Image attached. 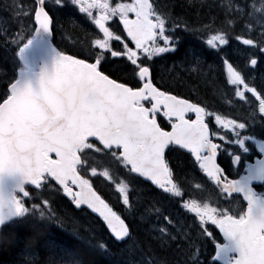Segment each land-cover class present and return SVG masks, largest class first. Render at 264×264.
Wrapping results in <instances>:
<instances>
[{
	"label": "snow or ice",
	"instance_id": "1",
	"mask_svg": "<svg viewBox=\"0 0 264 264\" xmlns=\"http://www.w3.org/2000/svg\"><path fill=\"white\" fill-rule=\"evenodd\" d=\"M53 3L61 7L68 3L77 6L79 12L86 13L93 20L103 38L91 42L92 50L88 55L94 62L66 55L54 47L51 69L44 68L33 81L28 78L26 68H19L18 77L9 85L6 98L0 103V225L21 218L32 224L35 230L37 224L51 221L53 217L45 211L49 203L47 199L43 200V207L37 203L27 207L24 200L42 198L44 191L41 190H50V182L54 181L77 208L86 206L98 215L117 242L131 239L135 219L126 220L134 218L137 211L129 191V183L135 177L129 182L116 183V192L125 207L120 212L114 210L93 186L92 180L86 178L90 170L92 177L112 179L108 168L98 172V167L93 166L94 158L89 160L92 151L122 164L130 173L161 190V193H153L146 188L145 197L149 202L161 204L154 209L157 220L171 225V213L164 214L168 209L161 199L167 198L163 194L181 197L182 191L166 153L187 149L221 193L228 197L241 194L247 203L246 210L239 212L202 204L194 199L184 203L183 207L199 218L202 234L213 239L215 254L211 258L212 264L225 255L228 256L227 264H264V194L257 193L251 186L254 179L264 180V160L257 161L258 175L229 180L217 163L221 145L212 138L218 136L224 141L225 136L210 133L205 119L213 113L199 103L162 90L155 82L153 58L177 51L175 29L180 28V24L173 20L170 12L163 10L157 0H131L114 6L109 0H53ZM36 4L34 34L22 46L23 36L20 41H13L18 46L16 55L21 61L41 32L52 36L53 20L46 11V0H36ZM93 10H96V16H93ZM259 11V19L264 20V5ZM116 16L123 26L124 37L106 26V22ZM170 24L174 28H170ZM183 30H189L188 26L185 25ZM236 39L250 49H258L253 55L264 53V47L253 38L237 36ZM113 41L119 42L122 49L114 50ZM129 42L133 46H129ZM260 44H264V40ZM207 45L226 52V48L220 46H230V42L226 33L217 32L207 40ZM189 55L194 64L192 71L198 72L200 61L196 52L186 51L185 57ZM120 58H126L133 66L131 71L138 86L118 82L101 70L102 66L111 64L114 66L111 70L122 71V68L115 67ZM229 59L231 57L223 60V71L227 83L236 86L235 96L245 100V93H251L259 102V112L264 114V87L258 91L250 86L245 68L234 66L236 62H229ZM260 62L264 63V55H261ZM250 64L255 68L258 60L253 58ZM70 85H83L91 94L78 110L65 113L59 105V96ZM189 114H194L195 119L189 118ZM160 115L166 118L170 131L158 123ZM124 121L132 122L134 130L120 131L119 126ZM215 123L231 133L234 137L231 144L248 151L247 143L253 137L242 135L246 123L220 115L215 116ZM90 138L102 147L90 142ZM261 150L264 151V145ZM239 161L240 155H234L232 163L238 164ZM8 179L13 183L6 191L5 181ZM29 185L36 190L35 197L28 191ZM209 223L218 230L222 241L205 226ZM157 231V239L162 245L177 240L167 227L160 226ZM98 250L107 251L104 245ZM191 259L193 264H200L198 255L192 254ZM71 264H85V261L73 256ZM142 264L171 262L149 258Z\"/></svg>",
	"mask_w": 264,
	"mask_h": 264
},
{
	"label": "flooded vegetation",
	"instance_id": "2",
	"mask_svg": "<svg viewBox=\"0 0 264 264\" xmlns=\"http://www.w3.org/2000/svg\"><path fill=\"white\" fill-rule=\"evenodd\" d=\"M128 2H131V0H128ZM58 7L59 9L55 11L56 28L53 31V41L58 42L59 45H62L63 50L72 53L74 56L88 59L89 62H94L93 58L88 55L89 51L92 50L91 42L96 38H103V34L99 32L93 20L89 18L86 13L77 12L74 8L67 9L66 6ZM96 14V10H93V16H96ZM62 16L68 17L65 20H61L60 17ZM75 23L81 26L79 31L72 27ZM119 25L118 16L106 22V26L110 27V30L122 36L124 33ZM178 39H176L177 51L175 53L163 54L162 56L153 58L155 62L152 68L155 82L162 90H169L172 94L180 95L181 98L189 99L193 103H199L202 107H205L209 112L213 113V115L206 116L205 118L206 122L209 124L210 133H218V135L225 136L224 141H220L218 136L212 137L213 142L221 145L218 151L217 161L224 170V175L227 176L229 180L242 179L246 175L247 167L260 160L262 157L255 143V138L257 137L254 134L253 124L241 120L237 114H235L239 108L238 102L250 104L252 99L247 94H245V100L236 97V86L227 83V75L223 71V60L227 58H206L204 53L208 45H180L181 37ZM112 44L121 45L117 41H113ZM129 45H131L130 42ZM186 51L189 53L192 51L196 52L200 61V70L198 72L192 71L194 67V64L191 62L192 57L189 55L186 58ZM234 53L236 54L237 52L234 51ZM254 58L258 60L257 68L259 71L261 70V77L264 78V65L260 64L261 62L258 54L254 55ZM109 59L111 60V58ZM120 62H122L121 58ZM235 62H237V59H235ZM119 65L120 64H118V66ZM118 66L115 65V67ZM113 67V65L109 64L108 66H102L101 69L105 71L106 68L113 69ZM122 69L125 71V67H122ZM245 69L248 70L247 68ZM189 72L195 74L200 73L205 85L209 89H198L194 86L190 90L180 91L175 87H168L169 83L179 82L181 77ZM205 97L213 98V100H204L203 98ZM228 114H231V116ZM216 115H220L225 119H235L238 122L246 123V129L241 130L242 135L253 137V139L247 143V152L240 150L237 146L230 143V140L234 139V137L231 133H228L227 130L215 123ZM189 118L195 119L194 114H189ZM157 120L161 126L165 127V130H171L166 118L162 115L158 116ZM262 140H264V138H262ZM166 155L169 157L170 167L173 168L174 178L181 187L182 195L181 197H171L169 194H163V197L167 198H162L161 202L164 207L168 209L164 214L169 215V213H171L170 218L173 219V224L169 225L167 221H162V223L156 225L154 236L157 238L159 236L157 229L160 226H164L167 227L173 235L177 236V240L169 241V244L162 245L161 241L158 239V246L159 248L166 249L165 252H168L167 256L170 262L173 258L182 256L183 262L181 264H193L191 255L195 254L199 256L200 264H212L211 258L215 254L213 239L202 234L199 218L196 217L194 213L188 212L187 209L183 207L184 203L194 199L202 204L208 203L213 207H227L235 209L237 212L246 210L247 203L243 200L241 194H233L232 197H228L226 193H221L214 182L210 181L205 173L197 166V162H194L195 159L192 154L178 149L166 153ZM234 155H240L238 164L232 163ZM186 161L189 164L190 161L195 163L192 166L193 169L187 168L185 164ZM138 185L142 187L141 190H143L144 194L132 193V189L129 187L130 200L131 202H135V206L137 207L135 217L143 218L147 212V206L152 207L150 214L153 213V208L161 207L160 203H156L155 201L149 202L147 200L145 197L146 188L153 193H161V190L147 182L144 183L141 179L138 180ZM251 186L257 193L264 194V182L252 183ZM120 201V209L122 211L125 206H123L121 199ZM205 226L209 231L213 232L217 240L222 241V237H220L218 230L215 229L213 225L209 223ZM223 257L228 261V256L225 255L216 260L214 264H223L221 260Z\"/></svg>",
	"mask_w": 264,
	"mask_h": 264
},
{
	"label": "trees",
	"instance_id": "3",
	"mask_svg": "<svg viewBox=\"0 0 264 264\" xmlns=\"http://www.w3.org/2000/svg\"><path fill=\"white\" fill-rule=\"evenodd\" d=\"M2 1L6 6L0 4V16L3 18L6 27H9V31H0V103L8 94V85L16 78L19 68H22L16 55L18 46L13 41H20L21 36H23L21 46L27 41L34 29L30 24L27 29H21V12L28 8L22 3V0H11L8 3L6 0ZM30 1L28 0V3ZM157 2L164 11L171 13L173 20L179 24L181 21L187 24L189 34L181 37V39H186L184 45H187V42L189 45H201L202 39L194 34L202 30L206 36H209L211 31H215V29H210L216 27H221L223 33L227 34L230 45H243L236 39L237 36L243 38L259 37V40H264V33L258 34L261 29L259 26L261 13L260 8H258L260 0H157ZM183 27L184 24H180V28L177 30L182 32ZM218 52L221 51L218 50ZM106 71L112 77L131 85H134L132 80L137 81L129 70L126 73L110 69H106ZM197 88L209 89L203 80L199 82ZM238 114L243 115L248 120L249 115L245 112L241 114L238 109ZM257 118L263 123L264 128V115ZM93 158L95 160L93 166L98 167V172L103 171L104 168H109L112 179L109 180L102 176L92 177L90 170L87 172L86 178L91 179L94 187L104 198L110 201L108 189L115 186L120 180L119 175L115 174L113 169L120 167V164L111 161L109 157H104L102 153H95L94 151L89 154V160L92 161ZM194 164L193 161H190L189 168L193 169ZM121 176L129 177L128 180L133 178L126 171H123ZM41 191H44V196L26 199V206L31 207L33 203L41 204L44 199H51V204H55V206L51 211H45L53 219L39 223L38 230H34L32 224L26 223L21 218H16L5 224V231L14 234V239L9 246L0 247V264H71L69 259L65 260L66 255L79 256L85 261V264H95L97 257L100 261L98 264H132V257L129 253L133 252V249L123 250L121 245L111 239L98 218L85 209H75L72 202L63 195L53 181L50 182V190ZM30 192L33 197L36 196L35 189H31ZM143 232L144 236L141 241L143 246L148 248V245H151L149 249H153L155 252L162 250L158 246V240L154 242L147 235L146 229H143ZM101 236L107 238L105 240L106 252L98 250L99 246L103 244L96 245L90 242V239H98ZM158 252L161 253L162 251ZM60 255L64 257H60Z\"/></svg>",
	"mask_w": 264,
	"mask_h": 264
},
{
	"label": "bare ground",
	"instance_id": "4",
	"mask_svg": "<svg viewBox=\"0 0 264 264\" xmlns=\"http://www.w3.org/2000/svg\"><path fill=\"white\" fill-rule=\"evenodd\" d=\"M11 0H6V2H10ZM192 1V0H191ZM22 3L26 6L25 3H27V5H29L28 3V0H22ZM193 3V2H191ZM0 4H2L3 6H6L5 3L1 0ZM189 4V3H188ZM201 4V3H200ZM194 5V4H193ZM195 6V5H194ZM237 8V6H235ZM240 7V6H239ZM193 8V7H192ZM238 11V9H235ZM200 11V9H199ZM188 15V14H187ZM68 16H62L60 17L61 20H65ZM189 17V16H188ZM73 28H75L76 30H80L81 26L78 24V23H75L72 25ZM9 27H4L2 28L1 25H0V31H6L8 32ZM216 28H220L222 29L221 27H216ZM213 29V28H212ZM224 29V28H223ZM211 30V29H210ZM209 30V31H210ZM5 32V33H6ZM186 39H181L180 41V45H184V43L186 42L185 41ZM187 45H189V43L187 42ZM202 52V51H201ZM203 80L202 79V76L200 73H192V72H189V73H186L185 75H183L181 77V80L179 82H171L168 84V87L169 88H176L177 90H180V91H187V90H190L194 87V84H196V87L197 85L199 86V82ZM204 100H207V101H212L213 98H210V97H205L203 98ZM187 168H189V164L188 162L186 161L185 162ZM129 187L130 189H132L133 192H135L136 194H144L143 190H141V186H139L136 182H131L129 183ZM105 189H107L106 186H104ZM49 201L48 205L45 207V210H48V211H51V209L55 206V204H51V199H47ZM55 202V200H54ZM57 205V204H56ZM41 206L43 207V201L41 202ZM157 206V205H156ZM56 208V207H55ZM152 207H148L147 206V212L145 213V215L142 217H138L136 220H135V223L133 224V235H132V238L131 239H127L125 242L123 243H119L117 242L110 234L109 236L111 237V239L115 242V243H118L119 245H121V248L123 250L125 249H133V252H130L129 254L131 255L132 257V264H142V261L144 260V258H155L158 262L159 260L162 261V260H167V261H170V259L168 258L167 254L168 252L166 251L165 252V248H161L162 250H158V251H162L161 253L158 252V251H154L153 249H149V247L151 245H148L149 247L147 248V246H143L141 241H142V238L144 236V232H143V229H146V233L149 237H151V239L154 241V242H157V238L154 236L155 234V227L156 225H159L160 223H162L161 220H157V216H156V213L154 211L155 208H153V213L150 214V211L149 209H151ZM57 209V208H56ZM94 224V223H93ZM143 228V229H142ZM103 230V229H102ZM104 231V230H103ZM107 236V234H106ZM108 237V236H107ZM109 238V237H108ZM107 238L104 237V236H101L99 237L98 239H95V238H92L90 239V242H92L93 244H96V245H99L100 243L103 244L104 246L107 247L106 243H105V240ZM169 244V242L167 243ZM160 253V254H159ZM60 257H64L63 255H60ZM65 260H70L73 258L71 256H65L64 257ZM38 260V258H37ZM183 262V257L182 256H179L177 258H173L171 260V263L172 264H181ZM95 264H98L100 263V261L98 260V257L96 258Z\"/></svg>",
	"mask_w": 264,
	"mask_h": 264
},
{
	"label": "water",
	"instance_id": "5",
	"mask_svg": "<svg viewBox=\"0 0 264 264\" xmlns=\"http://www.w3.org/2000/svg\"><path fill=\"white\" fill-rule=\"evenodd\" d=\"M54 45L51 42V36L41 32L36 39L33 41L31 46L26 50L24 54V60L21 61L27 68L28 78L35 81L38 74L44 69H51L54 62V53L52 49ZM264 54V53H263ZM95 140L94 138H90ZM98 142V141H96ZM99 143V142H98ZM258 147L261 149V145H264V142H258ZM187 150V149H186ZM262 151V150H261ZM264 153V151H262ZM264 159V158H263ZM254 173V168L249 169V174ZM13 181L8 179L5 181V190L11 187ZM31 186V185H29ZM33 187V186H31ZM87 209L86 206H81ZM91 212L90 209H87ZM92 213V212H91ZM94 214V213H92ZM96 215V214H94ZM98 216V215H96ZM9 222V221H8ZM7 223V222H6Z\"/></svg>",
	"mask_w": 264,
	"mask_h": 264
},
{
	"label": "clouds",
	"instance_id": "6",
	"mask_svg": "<svg viewBox=\"0 0 264 264\" xmlns=\"http://www.w3.org/2000/svg\"><path fill=\"white\" fill-rule=\"evenodd\" d=\"M90 91L83 85H70L59 96V105L65 113L78 110L81 104L90 96ZM120 131H132L134 125L130 121H124L119 126ZM39 229L37 224L36 229ZM14 239V234L5 231V224L0 225V247H7Z\"/></svg>",
	"mask_w": 264,
	"mask_h": 264
},
{
	"label": "rangeland",
	"instance_id": "7",
	"mask_svg": "<svg viewBox=\"0 0 264 264\" xmlns=\"http://www.w3.org/2000/svg\"><path fill=\"white\" fill-rule=\"evenodd\" d=\"M26 4V6L28 7L29 5H27V3H25ZM262 5H264V0H262V2L260 1V3H259V7H261ZM4 21H3V19L0 17V25H1V27L2 28H4ZM259 25L261 26V29H260V31H259V33L258 34H260L261 35V33L263 34V32H264V20H260V23H259ZM257 43H259V41L256 39L255 40ZM148 258H144V260L143 261H146ZM160 261V260H159Z\"/></svg>",
	"mask_w": 264,
	"mask_h": 264
}]
</instances>
